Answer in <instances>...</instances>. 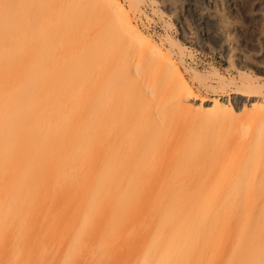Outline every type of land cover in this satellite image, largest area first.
<instances>
[{"label":"bare ground","instance_id":"6f19581e","mask_svg":"<svg viewBox=\"0 0 264 264\" xmlns=\"http://www.w3.org/2000/svg\"><path fill=\"white\" fill-rule=\"evenodd\" d=\"M127 1L0 0V264H264V82L197 74Z\"/></svg>","mask_w":264,"mask_h":264},{"label":"rangeland","instance_id":"374dc122","mask_svg":"<svg viewBox=\"0 0 264 264\" xmlns=\"http://www.w3.org/2000/svg\"><path fill=\"white\" fill-rule=\"evenodd\" d=\"M122 1L129 7L127 0ZM156 1L153 4L151 0H143L140 4L143 12L141 16L137 14L135 21L139 29L151 35L158 44L163 43L167 35L179 41L185 47L184 60L189 68L203 76L212 75L211 71L216 68L226 78L235 79L237 85L241 71L259 77L260 82H264V0L253 3V15L247 19L242 10L245 0H173L177 10H184L185 19L180 22L174 10L169 9V0ZM233 1L237 4L232 12L230 8L234 5ZM210 13L212 20L217 22L216 29L211 30L212 35L221 36V40L208 38V32L197 26L195 20ZM232 26L237 27L236 33ZM245 26H250L252 33L245 35ZM233 38L239 41L238 45L233 42L236 39L232 41ZM231 46L241 49L245 57L229 51ZM186 78L196 91L211 98L230 96L232 89L237 86L229 83L208 88L191 73H186Z\"/></svg>","mask_w":264,"mask_h":264}]
</instances>
